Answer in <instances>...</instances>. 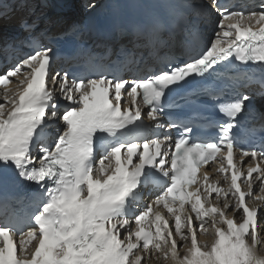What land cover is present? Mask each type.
Listing matches in <instances>:
<instances>
[{"label":"snow or ice","instance_id":"snow-or-ice-1","mask_svg":"<svg viewBox=\"0 0 264 264\" xmlns=\"http://www.w3.org/2000/svg\"><path fill=\"white\" fill-rule=\"evenodd\" d=\"M27 3L20 0L21 10ZM212 6L221 19L207 42L187 12L171 27L160 21L135 26L132 47L124 49L128 62L143 48L162 66L132 80L102 65L93 66V78L57 71L55 53L41 43L44 33L21 18L26 35L17 44L34 53L0 70V167H14L43 195H32L33 211L24 216L0 197V264H264L257 250L264 244V149L238 147L232 131L254 106L253 94L233 90L230 102L218 105L228 121L216 125L221 135L214 141L193 139L196 124L166 116L167 97L177 90L193 103L226 96L208 85L225 64L264 69V2L247 12L229 11L216 0ZM183 7L200 15L187 0ZM180 34L183 60L173 52ZM129 99L131 106L122 107ZM56 121L63 127L46 144L44 130ZM172 127L182 129L175 140L158 131L150 138L153 129ZM218 155L227 187L210 182L209 171L200 174ZM237 156L238 162L250 158L246 171L234 162ZM145 195L155 199L138 209ZM25 218L32 225L26 232L6 223Z\"/></svg>","mask_w":264,"mask_h":264},{"label":"bare ground","instance_id":"bare-ground-1","mask_svg":"<svg viewBox=\"0 0 264 264\" xmlns=\"http://www.w3.org/2000/svg\"><path fill=\"white\" fill-rule=\"evenodd\" d=\"M4 2H9V3H11L13 6H17L12 0H5V1H3V4H4ZM72 4V6L73 7H75V15H79L80 14V10L83 8V2H82V0H73V2L71 3ZM1 11V10H0ZM62 14H66V21L65 22H72L74 19H75V16H74V13H72L71 11L69 12V10H66L64 13H62ZM6 20V19H5ZM16 21H18L16 18H10V19H7V21L6 22H4V23H17ZM8 24H5V26L4 27H6L5 29H7V26ZM66 26V24H63V26ZM13 28H16V26H12V29ZM1 30L0 32L1 33H5V32H7V30ZM57 31H59L58 30V28H57ZM13 87H15V84L13 83ZM0 102H3L2 100H0ZM257 187H258V185H257ZM259 194V193H258ZM257 203V202H256ZM204 237H201V239H203ZM261 238H264V235L263 234H261ZM207 239H211V237L209 236V237H207ZM260 246H262L261 248H260ZM257 250H258V254H264V244H261V245H259L258 247H257ZM152 264H158V262L157 261H155V260H153L152 261ZM159 264H170V262H159Z\"/></svg>","mask_w":264,"mask_h":264},{"label":"rangeland","instance_id":"rangeland-1","mask_svg":"<svg viewBox=\"0 0 264 264\" xmlns=\"http://www.w3.org/2000/svg\"><path fill=\"white\" fill-rule=\"evenodd\" d=\"M263 235H264V233H263ZM262 246H260V248H261Z\"/></svg>","mask_w":264,"mask_h":264}]
</instances>
